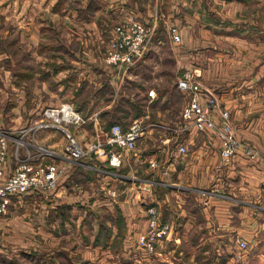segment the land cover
Returning a JSON list of instances; mask_svg holds the SVG:
<instances>
[{
    "label": "rangeland",
    "instance_id": "374dc122",
    "mask_svg": "<svg viewBox=\"0 0 264 264\" xmlns=\"http://www.w3.org/2000/svg\"><path fill=\"white\" fill-rule=\"evenodd\" d=\"M205 1L127 0L137 14L151 16L152 20L157 17L155 22H149L133 13L120 20L116 14L119 11L110 14L111 5L105 7L103 2L99 5V0H0V137L2 133L11 135L7 137L9 156L4 159V170L11 172L19 161L12 135L20 134L23 127L40 118L44 107L59 106L67 101L74 106L75 101L83 107L89 105L83 96L88 95L91 88L85 81L80 86L84 90L76 94L72 80L81 64L95 69L104 65L111 68L102 75H98V71L93 78H97L98 84L112 79L113 88L110 85L104 88L107 96L113 91L114 104H123L132 110H113V120L117 121L111 124L128 127L129 122L140 118L146 122L171 120L169 123L179 126L182 109L194 93L179 86L180 79L188 77L194 87L212 92L217 99L211 105V114L219 125L225 121L224 112L229 111L232 132L242 143L229 158H264V0ZM205 11L209 12L207 15L219 32L198 31ZM196 12L201 13V17L190 19L198 16L193 14ZM128 19L154 27V33L144 53L126 74L125 65L111 64L106 58L116 27ZM191 22L197 25L196 30H191ZM173 28L180 38H175ZM204 45L211 47L205 49ZM188 46L197 48L194 54L187 51ZM58 70L59 73L51 74ZM16 80L17 87L13 84ZM58 81L61 86L57 88ZM174 87L178 91L172 93V106L164 110V102L159 98L161 90ZM220 94H224L229 105L222 102ZM123 96L134 101L130 109ZM203 102L207 103L205 97ZM108 103L105 100L101 106L92 105V111H95L94 106L105 110ZM89 108L87 111L78 108L85 116L81 124L62 123L86 150L88 144L107 129L99 111L92 112ZM160 112L164 115L159 118ZM95 117L99 123L97 126L96 122V128L92 121ZM61 128H42L36 135L40 144L53 146H48L54 151L55 156L51 157L61 168L56 186L12 194L6 210L0 213V264L227 263L224 253L229 249L219 243L195 247L196 244L187 241L170 243L165 238L158 245L157 255L154 251L146 252L140 238L148 232L151 204H146V210L138 209L137 194L130 189L136 186L133 182L115 184L112 176H107L108 172L96 177L98 170L77 171V163L101 157L91 152L78 162H71L64 156L68 138L66 129ZM191 129L210 132L221 142L220 154L226 158L218 130L196 126ZM171 134L174 135L169 139ZM182 134L183 131L179 134L167 131V137H163L162 131H158L149 138L144 136L138 145L146 148L164 145L170 149L167 152L171 158L175 148L182 154L188 151L186 144L180 142ZM43 136H48L47 142L40 141ZM243 144L253 146L255 154L250 155ZM180 145H185L187 150L180 151ZM127 151L123 150V157ZM129 153L126 158L130 157ZM112 185L117 187V193L108 191ZM119 203L123 210L116 209L114 204ZM113 231L116 235L106 243L105 238ZM249 243L245 264H264V258L257 259L252 254L254 244ZM229 247L235 256L240 247L238 239ZM192 248L194 258L186 253ZM144 254L147 257L142 259ZM235 261L233 259L231 264H236Z\"/></svg>",
    "mask_w": 264,
    "mask_h": 264
},
{
    "label": "crops",
    "instance_id": "0c3cea01",
    "mask_svg": "<svg viewBox=\"0 0 264 264\" xmlns=\"http://www.w3.org/2000/svg\"><path fill=\"white\" fill-rule=\"evenodd\" d=\"M191 1L198 3L201 0ZM215 1L218 2L219 0ZM102 2L105 7L111 5L110 14L119 11L116 14L120 20L128 16L129 13L137 14L132 10L134 7L131 9V6L127 4V0H99V5ZM205 2L209 3L208 0ZM208 13V11L202 13L203 19L199 23V32L208 31L211 33L210 30L217 26L212 23L211 18L207 15ZM193 14L198 16L193 15L192 18L189 16L190 19L194 20L197 17H201V13L196 12ZM136 16L149 22L157 20V17L152 20L151 16L145 17V15L141 16L139 14ZM193 23H190L191 30H196L197 25H193ZM181 30V33L185 32L182 27ZM214 30L218 31L217 29ZM188 47L187 51L190 50L191 52L197 49L194 46ZM208 47L211 46L205 47L204 45L205 49H209ZM203 62L201 67L203 66V70H205L204 77H206L207 70ZM101 67L103 68L95 69L96 67L94 68L93 66L89 68L88 65L84 64L77 66L72 79L75 82V93L80 94L84 90L80 86L85 81L88 84V88L91 89L88 95L83 96L87 100L86 102L89 101V105L83 107L77 101L74 103L82 111H87V107H90V111H92V105L101 106L105 100L106 103L109 102L105 106V110L93 107L95 111H99L100 117L102 120L104 119L106 128H108L113 121H117L113 120L115 116L113 109L119 104H114L113 91H111V96H107L104 89L108 85L113 88L112 79H110V82L106 80V82L102 81L101 84H98L97 78H93V74L96 77L98 71L100 72L98 75H102L111 70L107 65ZM131 68L132 66L129 68L124 67L125 73L129 74L132 70ZM55 72L59 73L60 71H51V74L54 75L56 74ZM81 74L85 75L79 79L78 77ZM14 76H17L16 73ZM61 82L63 83V81ZM17 83L16 80L13 84L17 87ZM56 86L57 88L61 86L60 81L56 83ZM171 89L162 88L161 90L162 93L159 98L164 102V110L172 106V93L178 91L176 87ZM220 95L222 102L225 105H229L228 101L225 100L224 94ZM123 97L124 100H127V105H130L128 106L130 109L133 105L131 103L134 101L129 97ZM120 105L122 106L121 110L125 109L132 112L131 109L128 110L127 106ZM162 114H158V117L160 118ZM95 119L96 117L92 120L95 121V124L93 123L94 128H96L97 122ZM169 121L171 120L144 121L149 125L144 136L149 138L150 134L155 135L158 131H162V136L167 137L165 135V132L167 133L166 130L151 125V123ZM131 122L128 124H131ZM123 126L126 127V125ZM180 139V142L186 144L188 148V151L184 154L175 148L170 158L167 152L170 149L167 150L164 145L158 148H146L138 145L133 152L127 151L119 165L110 164L105 157L90 158L87 161L77 163V171L89 170L93 172V170H98L95 171L97 172L96 177L108 172L107 176H112L114 181H116L115 184H120L123 181L129 182V184L132 182L136 184L135 187L130 189H132V193L137 194L136 204L138 209H145L146 204H151L150 206L153 205L157 208L160 217L164 221H169L173 224V230L167 237L170 243L187 241L196 244L195 247L203 243L225 244L229 249L227 253H224L225 256L227 255L226 264H231L235 256L232 253L233 251H230L229 246L234 244L237 239L243 238L248 243L250 241L254 244L251 252L257 259L264 258V158L249 159L238 156L237 158L225 160L220 154L221 142L210 132L190 129L183 132ZM42 140L47 142L48 136H43L40 141ZM42 144L50 145L45 142ZM50 147L53 146L50 145ZM129 152L131 155L126 158ZM164 155H166V158L163 157ZM107 189L110 193L118 192L117 187H114V185ZM114 205L118 210L124 209L122 203ZM113 232L112 235L109 233L110 236L105 238L106 243L108 238L116 235L115 231ZM248 249L250 248L248 247ZM248 249L244 253L246 255L245 258H247ZM186 253H189L190 257L194 258V248L187 250ZM224 255L222 257L225 258ZM145 257L147 256L144 254L142 259Z\"/></svg>",
    "mask_w": 264,
    "mask_h": 264
},
{
    "label": "built area",
    "instance_id": "2783aa9c",
    "mask_svg": "<svg viewBox=\"0 0 264 264\" xmlns=\"http://www.w3.org/2000/svg\"><path fill=\"white\" fill-rule=\"evenodd\" d=\"M129 20V19H128ZM124 20L115 29L111 36V43L108 48L107 61L111 64H123L130 67L139 58L154 33V27L148 26L137 20ZM175 38H180L173 28ZM179 86L184 90H193L194 93L188 103L182 109V120L180 125L169 122H152L151 125L161 127L170 133L179 134L181 131L190 130L196 126L199 129L212 127L219 131L223 139V154L225 160H230L236 152L237 146L241 141L232 132L228 121L229 111L224 112L225 121L222 125L214 119L211 114V105L215 104L212 92H207L200 86L194 87V82L188 77H183L179 81ZM206 98L207 103L203 102ZM85 121V116L70 101L63 102L59 106H46L41 112L40 118L35 119L31 124L22 128L18 135H12L16 142L15 155L17 161L11 172L4 170V159L9 156L6 148L8 145L7 137L11 136L2 133L0 137V213L6 210L9 197L15 193L28 192L36 188H51L56 186L61 171L59 163L51 156L54 151L48 146L37 141V132L42 128L53 127L62 130L66 129L63 122L70 124H81ZM148 124L142 119H134L128 127L121 123H113L103 134H99L88 144L86 150L79 142L77 137L65 130L67 142L64 146V156L71 162H78L80 158L89 153H96L97 157H105L112 165H119L123 160V150H132L138 146L139 140L145 135ZM172 135H168L169 139ZM250 155H254L256 149L250 144H243ZM21 150H24L21 152ZM179 150L185 152V145H180ZM22 155V153H24ZM53 159V160H52ZM255 159V158H251ZM18 164V165H17ZM148 232L140 238V243L146 252L154 251L157 255L158 245L169 236L173 230V224L164 221L155 206L149 208ZM239 250L235 255L236 264H245L244 252L248 248V242L238 239ZM153 252V253H154Z\"/></svg>",
    "mask_w": 264,
    "mask_h": 264
},
{
    "label": "trees",
    "instance_id": "16d2710c",
    "mask_svg": "<svg viewBox=\"0 0 264 264\" xmlns=\"http://www.w3.org/2000/svg\"><path fill=\"white\" fill-rule=\"evenodd\" d=\"M122 106L119 104V105H116L115 107H114V111L116 112V111H118V110H121L122 108H121ZM121 108V109H120ZM114 111H113V113H114ZM122 111V110H121Z\"/></svg>",
    "mask_w": 264,
    "mask_h": 264
}]
</instances>
